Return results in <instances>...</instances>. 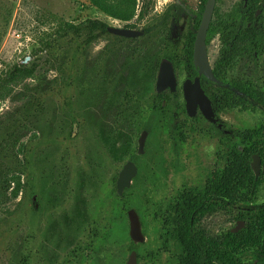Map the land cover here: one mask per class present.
Masks as SVG:
<instances>
[{"label": "rangeland", "instance_id": "1", "mask_svg": "<svg viewBox=\"0 0 264 264\" xmlns=\"http://www.w3.org/2000/svg\"><path fill=\"white\" fill-rule=\"evenodd\" d=\"M147 1L150 2V12L139 19L142 0H0V29L5 17L10 15L0 43V76L17 62L30 64L36 61L40 64L33 78L15 86L14 92L8 98L0 100V128L9 121L11 113L20 107L26 98L32 99L37 95L35 87L63 83L60 68H67L65 58L59 60L53 52L41 50L47 41L61 40L59 35L64 30L63 21L79 23L88 18H97L106 21L109 26L126 27L134 24V29L141 30L143 35L127 37L132 38L129 41L103 34L96 41L87 44L81 49L74 65L83 75L78 85L73 88H77L78 92H70L74 95L71 105L63 107V96L57 93L48 95L50 128L43 130L32 125L33 127L25 133L22 142L24 144L31 141L33 150L29 158L32 165L26 173L12 175L8 198L0 194V264H20L26 254L29 258L28 264L126 263L130 252L129 222L119 207L116 214L112 215L110 205L100 207L102 199L96 201L97 177L94 174L96 171L91 167L94 156L91 130H85L79 136L76 132L74 138L63 145V121L66 120L63 116L68 115L63 114V109H73L76 117L81 114L82 109L91 110L98 84L107 91L112 89L110 92L116 95L134 87L138 78L146 77L147 85H150L148 89L152 88L151 79H155L157 74L152 76L146 72L143 69V60L152 56L157 43L144 42L151 34L148 32L145 35L143 28L155 21L170 4L178 3L183 6L185 13L173 33L177 36L176 41L182 45V35L188 28L189 18L197 17L200 0ZM238 3L240 0H217L211 24L215 26L217 20ZM156 35L152 34L153 37ZM66 43L67 39L63 38V45L68 47ZM221 46L220 33H215L208 42L212 66H215L220 56ZM113 49L115 53L107 52ZM263 60L264 54L259 58V65L264 64ZM238 68L239 65H236L226 80L235 79ZM258 81L264 82L262 79ZM26 84L30 85L28 90ZM257 87L258 90L261 89L259 84ZM23 96L24 98H21ZM262 97L260 100L264 104L263 94ZM222 117L235 126L241 124L253 127L257 123H264V108L234 106L224 111ZM53 135H58L57 141L35 144L40 139ZM134 141L136 143V138ZM19 149H22V146ZM164 156L166 162H170L175 157V152L165 150ZM185 156L190 157L188 154ZM20 158L23 159L24 156L20 155ZM183 161L185 172H178L174 167L168 166L169 175L165 179L171 184L170 187L175 188L188 181V175L183 177L182 174L192 170L188 168L193 165L187 164L186 159ZM133 189L138 194L139 186ZM102 195L107 197V191L102 190ZM107 201L111 202V198H107ZM259 204H264V187H261L252 203L253 207ZM32 205H36L37 213H33ZM96 211H99L98 214ZM242 211L239 205L227 207L225 222L223 221L227 232L237 226ZM93 213L98 216L96 221L99 222V245L88 256L80 247L85 241L84 229L87 222L93 221ZM150 236L155 239L156 235ZM149 242V248L156 245L154 240ZM146 247L138 245L141 257L138 264H169L166 255L156 261L145 258L143 251ZM238 256L243 264L252 261L249 248L242 249Z\"/></svg>", "mask_w": 264, "mask_h": 264}, {"label": "flooded vegetation", "instance_id": "2", "mask_svg": "<svg viewBox=\"0 0 264 264\" xmlns=\"http://www.w3.org/2000/svg\"><path fill=\"white\" fill-rule=\"evenodd\" d=\"M262 1L260 0L257 4H261ZM206 3L207 0H200L198 15L202 4L204 6L201 19ZM261 13L264 15V11L258 8L256 14ZM197 30L198 28L195 31V38ZM148 32L151 36L145 38L144 42L156 41L157 43L156 49L153 52L150 51L152 56L147 60L145 56L143 57L145 58L143 69L152 76L157 74L155 79H151L152 88L148 89L150 85H147L146 77L138 78L135 80L134 87L116 95L110 92L112 89L107 91L98 84L91 110L82 109L81 114L76 117L73 109H63V114L68 113L76 117V120L72 121L70 136H63V145L72 140L76 132L79 136L85 130H91L90 138L94 145L91 167L96 171L94 174L97 177L96 201L102 199L99 203L100 207L110 205L112 215L116 214L119 207L120 212L125 214L129 222V229L128 211L134 208L130 206L131 198L134 195L136 198L137 195L139 196L137 201L140 211L135 209L140 217L144 239L141 242H134L128 229L129 256L132 251H136L137 264L141 259L138 245L147 246L143 253L149 260L156 261L162 255H166L169 264H178L180 238L183 235L188 236L193 246L209 251L213 259L212 264L224 263L226 261L218 259L217 249L224 253L228 233L224 227L229 206L226 181L228 163L234 157L240 159L244 147L250 142L255 150L252 153L251 167L254 156L257 155L260 162L258 176L253 167L252 170L256 178L260 176L264 169V123H257L253 127H245L241 124L235 126L229 124L222 114L234 106L242 108L252 106L254 109L264 108V104L258 95L252 97L236 87H232L236 93L229 94L231 98H235V101L229 102L228 82L226 79L217 78L216 64L211 66L219 81H213L203 74L199 75V68L195 65L193 56L194 44L191 60L188 55L179 54L175 56V64L170 61L176 77L175 88L167 86L159 91L157 80L160 67L162 62L167 60L162 54V31L143 30L144 34ZM152 34L157 35L153 37ZM182 41L181 51L185 53L187 38L184 35H182ZM208 42L207 40V51ZM197 77L210 101L212 109V111L209 110L210 117L205 115L200 102L196 104L192 114L188 110L185 85H192ZM231 80L232 78L230 82ZM255 80L260 79L255 78ZM256 89L258 90V87ZM69 96L74 95H63V106H68L65 99ZM207 103L204 99V106ZM144 131H147V138L143 151L140 152L139 138ZM165 150L175 152V157L170 162H166ZM187 154L190 157L187 158L185 156ZM184 159L188 161L187 164L193 165L188 168L192 170L182 174L183 177L188 175V181L181 183L178 187H170L169 181L165 179L169 175L168 166L174 167L178 172H185ZM129 162H133L136 166V174L132 178L131 185L125 187L122 194H119L118 178ZM137 185L139 186L138 194L133 189ZM261 187L264 185H260L258 192ZM102 190L107 191V197H103ZM237 193H242L241 184ZM107 198H111V202L108 203ZM32 208L37 209L36 205H32ZM33 212L37 213V211ZM96 217L98 216L93 213V221L87 222L84 229L85 241L80 247L88 256L99 245V222L96 221ZM244 222L246 221L240 217L236 226H240L238 230L233 231L236 228L234 227L230 231L238 232L241 227L246 226ZM117 227L116 224L115 228ZM151 234L156 235L155 239H151ZM150 240L156 241V245L152 248H149ZM131 241L137 245L135 249H131Z\"/></svg>", "mask_w": 264, "mask_h": 264}, {"label": "trees", "instance_id": "3", "mask_svg": "<svg viewBox=\"0 0 264 264\" xmlns=\"http://www.w3.org/2000/svg\"><path fill=\"white\" fill-rule=\"evenodd\" d=\"M260 0H242L225 16L219 18L215 26L210 25L207 40L215 33H220L221 50L220 56L216 63L215 73L217 78L226 79L236 65H239L236 78L227 80L228 82V101H235V98L229 96L230 93H236L232 87L244 90L245 93L252 97L261 99L264 95V82L256 81L255 78H264V64L259 65V58L264 54V15L256 14L257 9L264 11V0L261 4H257ZM147 0H142L138 17L144 18L149 12V4ZM204 6H201V12ZM201 12L198 17L189 18L187 32L184 37L187 38L185 43L187 52L181 51V43L176 41L177 36L173 30L179 23L185 13V9L178 3L170 4L158 18L146 25L143 30L155 29L162 31L163 37V58L175 64L176 55H188L192 59L193 44L195 39V31L199 26ZM9 14L4 19V24L0 29V43L6 32L9 23ZM63 28L57 41H47L41 50L45 49L56 55L59 60L65 58L67 68H60L64 80L61 85H52L46 87L37 86L36 94L32 99L26 98L25 102L11 113L8 122H5L0 128V191L1 195L7 197L8 190L11 186V177L16 173H26L32 163L30 155L33 147L31 141L23 144L22 139L25 133L35 125L43 130L50 128L48 120V95L57 93L61 96L77 93V88L73 89L80 78L82 72L78 67H74L77 57L80 55L81 49L87 44L96 41L103 34L113 35L119 39L131 41L132 38L118 36L111 33L108 28L109 24L101 19L88 18L82 22L74 23L71 21H63ZM126 27L134 28V24ZM146 35V34H145ZM63 38L67 39V46L63 45ZM109 53L116 51L109 50ZM264 61V60H263ZM39 62L26 64L17 62L7 70L3 71L0 76V100L8 98L13 92L15 86L24 83L27 79L35 76ZM104 77V76H103ZM90 83V82H89ZM225 84V83H224ZM257 84L261 86L257 90ZM78 85V84H77ZM224 85H222L223 87ZM30 87L26 84V88ZM21 98H24L21 97ZM74 96L65 99L68 106L71 105ZM250 100V98H247ZM64 107V106H63ZM72 107V106H71ZM63 136L67 137L71 134L72 121L76 120L74 115L63 116ZM2 124V123H1ZM58 135H53L40 139L38 143L55 142ZM245 140H247L245 138ZM22 146V149H19ZM255 150L253 145L248 142L244 147L241 158L234 157L227 167V199L228 205H239L243 211L240 217L246 221V226L238 232L228 231L226 238V248L224 253L217 249L218 259L226 261L229 264H243L238 254L244 248H249L252 253V261L248 264H264V204L257 206L254 203L260 185H264V169L259 177H255V173L251 167L252 153ZM23 155L24 158H20ZM238 158V159H237ZM239 184L242 185V193H237ZM3 193V194H2ZM8 198V197H7ZM136 197L131 198V207L139 212V204ZM32 208V207H31ZM33 211H36L32 208ZM34 213V212H33ZM131 249H135L137 245L131 241ZM180 252L178 264H212L213 259L206 249H199L193 246L188 236L183 235L180 238ZM219 247V246H218ZM29 258L27 254L21 259L20 264H28Z\"/></svg>", "mask_w": 264, "mask_h": 264}, {"label": "water", "instance_id": "4", "mask_svg": "<svg viewBox=\"0 0 264 264\" xmlns=\"http://www.w3.org/2000/svg\"><path fill=\"white\" fill-rule=\"evenodd\" d=\"M217 0H207L202 19L200 21V25L197 30L196 38L194 41V62L195 65L199 68V75H205L207 78L213 81H219L213 72V68L210 63L208 51H207V33L210 27L214 9L216 6ZM108 30L116 35H121L125 37H137L142 34L141 30H137L134 28L128 27H116L109 26ZM176 85V77L173 65L170 61L164 60L160 67V72L157 80V88L159 91H162L167 86H171L172 89L175 88ZM185 97L187 99L188 110L192 114L194 107L198 102L202 104L203 112L207 117H210L209 110L212 111L210 101L207 99L199 81V77L196 78L195 83L188 86L185 85ZM207 100V104H203V100ZM147 138V131H144L139 138V149L140 152L143 151L145 141ZM252 167L258 176L260 172V162L259 157L257 155L254 156V160L252 162ZM136 174V166L133 162H129L124 169L122 170L120 177L118 178V192L122 194L125 187H129L132 182L133 176ZM129 220H130V236L134 242H141L144 239L142 230H141V222L139 214L137 213L135 208H131L128 211ZM243 224V222H242ZM241 224V225H242ZM240 226L233 229V231H237ZM127 264H137V254L136 251H132L130 254Z\"/></svg>", "mask_w": 264, "mask_h": 264}]
</instances>
